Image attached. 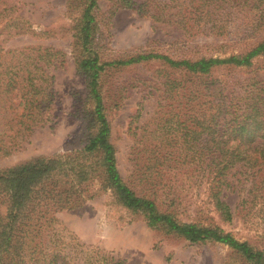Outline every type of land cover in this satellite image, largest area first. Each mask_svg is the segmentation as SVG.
Returning a JSON list of instances; mask_svg holds the SVG:
<instances>
[{
    "label": "trees",
    "instance_id": "16d2710c",
    "mask_svg": "<svg viewBox=\"0 0 264 264\" xmlns=\"http://www.w3.org/2000/svg\"><path fill=\"white\" fill-rule=\"evenodd\" d=\"M18 3L0 0V108L5 112L0 157L19 148L36 127L52 123L54 93L47 68L67 60L52 46H4L18 35L50 33L19 15ZM64 4L70 57L85 81L71 111L80 137L63 153L0 167V264H127L85 244L59 220V212L80 209L102 194L107 208L140 217L156 233L225 246L229 256L220 264H264V249L220 225L233 219L223 194L230 188L241 195L243 222L254 216L264 224V72L250 69L264 56V0H108L109 17L129 9L175 27L191 48L203 40L222 52L195 57L140 52L110 59L100 52L98 0ZM230 43L242 45L240 51L227 54ZM152 60L164 73L153 114L140 125L135 123L142 108L133 115L130 183L119 172L111 142L104 80L109 70ZM218 69L227 71L225 76H217ZM177 173L200 188L214 223L181 220L168 207Z\"/></svg>",
    "mask_w": 264,
    "mask_h": 264
},
{
    "label": "rangeland",
    "instance_id": "374dc122",
    "mask_svg": "<svg viewBox=\"0 0 264 264\" xmlns=\"http://www.w3.org/2000/svg\"><path fill=\"white\" fill-rule=\"evenodd\" d=\"M15 1V0H13ZM19 15L30 20L36 30H48L43 37L29 34L18 35L4 46L18 48L24 45L41 44L63 51L66 62L49 66L47 72L52 76L53 109L52 123L36 127L30 136L14 149L11 154L0 157V167L13 165L38 155L63 153L78 143L79 121L71 114L74 100L85 90L83 77L75 70L70 57V17L65 11V0H17ZM141 1V0H137ZM100 12L98 19L102 30L101 55L104 59L122 58L133 53L158 52L173 57H195L197 55H220L222 52L213 43L203 45V40L195 48L189 47L181 32L171 25L154 21L147 16L138 15L129 9H120L109 17L108 0H98ZM1 7V5H0ZM264 37V34L261 35ZM210 38V37H199ZM185 40V41H184ZM206 42H208L206 40ZM202 45V46H201ZM242 45L230 43L225 52L240 51ZM163 65L156 60L127 66L113 73L109 70L104 80V94L108 101V119L111 124V142L116 149L117 164L122 178L133 183L130 160L133 135L132 119L136 109L141 107V115L136 125L142 124L154 112L157 96L156 86L160 81ZM251 70L264 72V56L253 60ZM261 71V72H262ZM227 71L216 70L217 76H225ZM129 84L135 85L130 87ZM124 85L125 89L120 87ZM151 93H148V91ZM117 101V104H114ZM5 115L0 108L1 117ZM3 132L0 127V138ZM192 179L175 174L172 180L169 208L184 221L214 223L216 217L206 209ZM224 199L233 211L230 224L220 225L240 240H248L258 248L264 249V224L251 216L246 222L240 218L243 209L238 203L241 196L237 189H225ZM106 195H96L80 209L59 212L62 225L88 245H95L110 251L114 256L124 259L127 264H220L229 256L228 249L218 243H189L188 241L165 236L148 228L140 217L107 208ZM168 204V203H167ZM160 205L163 208L165 204ZM255 211V208H254ZM260 223V224H258Z\"/></svg>",
    "mask_w": 264,
    "mask_h": 264
}]
</instances>
